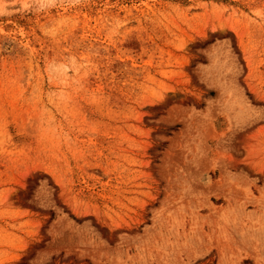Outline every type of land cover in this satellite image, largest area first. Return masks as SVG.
<instances>
[{
	"label": "rangeland",
	"instance_id": "374dc122",
	"mask_svg": "<svg viewBox=\"0 0 264 264\" xmlns=\"http://www.w3.org/2000/svg\"><path fill=\"white\" fill-rule=\"evenodd\" d=\"M0 264H264V0H0Z\"/></svg>",
	"mask_w": 264,
	"mask_h": 264
}]
</instances>
